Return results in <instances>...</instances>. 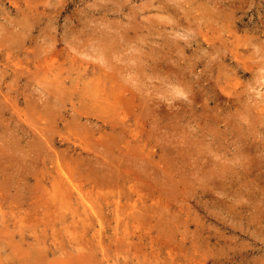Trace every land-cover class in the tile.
<instances>
[{
	"label": "rangeland",
	"instance_id": "obj_1",
	"mask_svg": "<svg viewBox=\"0 0 264 264\" xmlns=\"http://www.w3.org/2000/svg\"><path fill=\"white\" fill-rule=\"evenodd\" d=\"M0 264H264V0H0Z\"/></svg>",
	"mask_w": 264,
	"mask_h": 264
},
{
	"label": "bare ground",
	"instance_id": "obj_2",
	"mask_svg": "<svg viewBox=\"0 0 264 264\" xmlns=\"http://www.w3.org/2000/svg\"><path fill=\"white\" fill-rule=\"evenodd\" d=\"M248 64V63H247ZM145 161V160H144Z\"/></svg>",
	"mask_w": 264,
	"mask_h": 264
}]
</instances>
